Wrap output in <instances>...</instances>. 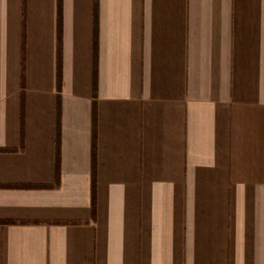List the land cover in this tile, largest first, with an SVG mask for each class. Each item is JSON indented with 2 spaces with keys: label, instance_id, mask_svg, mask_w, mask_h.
<instances>
[{
  "label": "crops",
  "instance_id": "obj_1",
  "mask_svg": "<svg viewBox=\"0 0 264 264\" xmlns=\"http://www.w3.org/2000/svg\"><path fill=\"white\" fill-rule=\"evenodd\" d=\"M0 264H264V0H0Z\"/></svg>",
  "mask_w": 264,
  "mask_h": 264
},
{
  "label": "trees",
  "instance_id": "obj_2",
  "mask_svg": "<svg viewBox=\"0 0 264 264\" xmlns=\"http://www.w3.org/2000/svg\"><path fill=\"white\" fill-rule=\"evenodd\" d=\"M61 0H59L60 2ZM61 34H62V21H61V8L59 7V23H58V41H59V56L61 48Z\"/></svg>",
  "mask_w": 264,
  "mask_h": 264
}]
</instances>
